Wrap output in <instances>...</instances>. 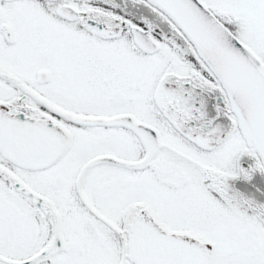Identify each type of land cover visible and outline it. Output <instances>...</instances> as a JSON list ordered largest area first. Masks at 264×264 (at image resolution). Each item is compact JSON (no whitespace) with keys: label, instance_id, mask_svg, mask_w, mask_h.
I'll return each mask as SVG.
<instances>
[{"label":"snow or ice","instance_id":"obj_1","mask_svg":"<svg viewBox=\"0 0 264 264\" xmlns=\"http://www.w3.org/2000/svg\"><path fill=\"white\" fill-rule=\"evenodd\" d=\"M0 264H264V0H0Z\"/></svg>","mask_w":264,"mask_h":264}]
</instances>
